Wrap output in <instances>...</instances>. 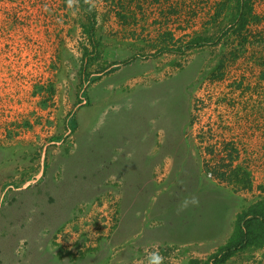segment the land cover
Here are the masks:
<instances>
[{
	"label": "rangeland",
	"instance_id": "374dc122",
	"mask_svg": "<svg viewBox=\"0 0 264 264\" xmlns=\"http://www.w3.org/2000/svg\"><path fill=\"white\" fill-rule=\"evenodd\" d=\"M263 200L264 0H0V264H264Z\"/></svg>",
	"mask_w": 264,
	"mask_h": 264
},
{
	"label": "trees",
	"instance_id": "16d2710c",
	"mask_svg": "<svg viewBox=\"0 0 264 264\" xmlns=\"http://www.w3.org/2000/svg\"><path fill=\"white\" fill-rule=\"evenodd\" d=\"M89 14V18L92 25L96 23V14L91 8V5L87 4L86 9ZM246 19H243V22ZM244 24V23H243ZM93 27V26H92ZM224 173L227 172L224 171ZM222 174V173H220ZM218 175V174H217ZM225 175V174H223ZM264 245V200L253 205L249 210L243 212L237 220L236 232L231 238L230 244L227 245L226 250L230 253L243 250L251 246H263Z\"/></svg>",
	"mask_w": 264,
	"mask_h": 264
},
{
	"label": "clouds",
	"instance_id": "9594fccd",
	"mask_svg": "<svg viewBox=\"0 0 264 264\" xmlns=\"http://www.w3.org/2000/svg\"><path fill=\"white\" fill-rule=\"evenodd\" d=\"M72 0H69V4L71 5ZM198 199L195 197H192L190 200H185L181 207L178 208L179 211L185 210L189 204H198ZM146 264H164L165 257L161 254L159 249L153 245L152 250L148 251L146 250Z\"/></svg>",
	"mask_w": 264,
	"mask_h": 264
}]
</instances>
